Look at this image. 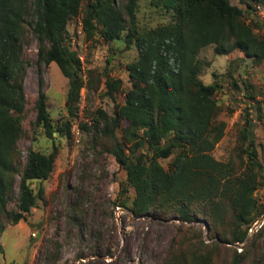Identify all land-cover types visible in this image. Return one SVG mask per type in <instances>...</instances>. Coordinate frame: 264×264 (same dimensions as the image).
<instances>
[{"label": "trees", "instance_id": "obj_1", "mask_svg": "<svg viewBox=\"0 0 264 264\" xmlns=\"http://www.w3.org/2000/svg\"><path fill=\"white\" fill-rule=\"evenodd\" d=\"M138 1L126 0L120 7L117 0H0V213L16 225L36 207L37 200H44L41 183L53 172L58 152L55 145L48 155L29 150L22 162L16 147L24 107V27L30 19L38 64H56L68 81L64 129L51 122L41 82L35 124L50 140H54L53 133L70 137L81 90L91 87V82L84 83L81 62L66 42V32L86 2L82 28L87 40L99 32L105 42H111L125 33L126 49L134 47L137 52L125 67L130 88L122 104H114L112 115L98 109L90 125L80 124L81 131L98 135L101 146L125 172L121 194L132 192L130 214L136 218L170 216L185 223L204 219L215 238L241 244L249 227L264 214V204L259 205L254 195L264 166L257 160L247 118L229 160L220 162L211 156L225 129V123L216 122L215 94L221 86L199 78L204 63L198 54L214 46L217 55L238 50L257 63L264 61V36L255 33L260 23L247 18L253 5L264 0H241L244 8L229 0H151V6L171 14V20L145 30L137 25ZM242 83L247 98L255 99L260 93L264 104V91L253 93L251 84ZM233 86H237L235 81ZM104 87V96L115 102L122 81L107 76ZM166 159L171 160L164 168L160 160ZM17 178L18 210L7 213L6 203ZM34 181L40 183L37 193L31 187ZM246 255V251L234 253L229 264H241ZM212 258L211 252L181 254L163 264H212Z\"/></svg>", "mask_w": 264, "mask_h": 264}, {"label": "rangeland", "instance_id": "obj_2", "mask_svg": "<svg viewBox=\"0 0 264 264\" xmlns=\"http://www.w3.org/2000/svg\"><path fill=\"white\" fill-rule=\"evenodd\" d=\"M150 1H138L139 30L167 24L171 20V14L154 8ZM229 2L244 8L241 0ZM125 3L126 0H117L116 5L121 7ZM85 5L86 2L80 13L69 21L66 32V42L81 62L82 79L85 84L91 82V87L88 85L81 90L77 115L70 122V137L53 133L54 140H50L35 124V103L41 82L51 122L54 127L64 129L68 121V81L56 64H38V44L29 27L32 21L28 19L24 27L21 37L24 107L20 116L22 132L16 147L22 162L29 150L48 155L55 145L58 152L53 172L41 183L44 200H37L36 207L16 225H11L4 213H0V264H163L175 255L190 257L209 252L213 255L212 264H229L234 253L245 251L247 255L241 264H264V219L260 220L262 225L254 233L247 235L239 253L236 244L215 238L204 219L185 223L170 216L136 218L130 214L127 207L132 192L127 190L126 194H121L125 187V172L101 146L98 135L81 131L80 124L90 125L91 117L98 109L112 115L114 104H122L130 88L125 67L137 57V52L134 47L126 49L125 33L111 42H105L99 32L92 40H87L83 33L78 34ZM254 16L256 14H250L247 18H257ZM258 22L261 28L255 33L264 36V2ZM198 59L204 63L199 78L205 84L217 82L221 86L215 94L216 122L225 123V129L211 156L220 162L229 160L247 118L257 160L264 166L262 95L258 93L255 99L247 98L242 83L254 87L250 92L264 91V61L257 63L238 50L229 55H217L214 46L202 49ZM89 72H92L91 77ZM107 76L122 81L115 102L104 96ZM233 81L237 83L236 87ZM77 127L80 135L75 137L73 131ZM116 137L121 139L120 131L116 132ZM170 160H160V164L167 168ZM18 182L19 178L6 203L7 213L18 210ZM39 186V182L31 183L35 193ZM254 195L258 204L263 205L264 177L259 180ZM255 234H258L256 238Z\"/></svg>", "mask_w": 264, "mask_h": 264}, {"label": "built area", "instance_id": "obj_3", "mask_svg": "<svg viewBox=\"0 0 264 264\" xmlns=\"http://www.w3.org/2000/svg\"><path fill=\"white\" fill-rule=\"evenodd\" d=\"M253 7H254V10L252 11V14L251 15L253 16L254 14H256V16H254V17H257V19H258L259 16H260V14H261V11H263V4H257V5H254ZM82 33H83L82 22H79V31H78V34H82ZM73 134L75 135V137H77V136L80 135V131H79L78 127L73 131ZM261 219H264V214L260 217L259 220H256L249 227V229H248V235L254 233V230L256 231L262 225V223H264L263 220H262V223L260 222ZM243 246H244L243 243H241V244H238L237 243L235 245V247H236V249L238 250L239 253L242 251Z\"/></svg>", "mask_w": 264, "mask_h": 264}]
</instances>
